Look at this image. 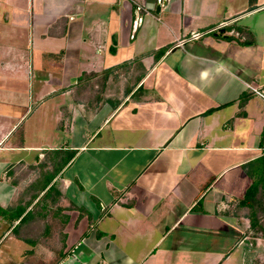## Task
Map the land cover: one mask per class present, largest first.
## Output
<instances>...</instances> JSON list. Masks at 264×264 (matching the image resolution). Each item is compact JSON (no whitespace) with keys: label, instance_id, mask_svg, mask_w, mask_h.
I'll list each match as a JSON object with an SVG mask.
<instances>
[{"label":"crops","instance_id":"0c3cea01","mask_svg":"<svg viewBox=\"0 0 264 264\" xmlns=\"http://www.w3.org/2000/svg\"><path fill=\"white\" fill-rule=\"evenodd\" d=\"M254 89L264 0H0V264H264Z\"/></svg>","mask_w":264,"mask_h":264},{"label":"trees","instance_id":"16d2710c","mask_svg":"<svg viewBox=\"0 0 264 264\" xmlns=\"http://www.w3.org/2000/svg\"><path fill=\"white\" fill-rule=\"evenodd\" d=\"M256 170L254 183L248 190L245 199L240 203V208L246 210L254 230L260 225L257 206L261 205L262 208L264 206V157L258 161ZM262 231L264 233V228Z\"/></svg>","mask_w":264,"mask_h":264},{"label":"rangeland","instance_id":"374dc122","mask_svg":"<svg viewBox=\"0 0 264 264\" xmlns=\"http://www.w3.org/2000/svg\"><path fill=\"white\" fill-rule=\"evenodd\" d=\"M263 150H264V147H263ZM262 205H263V203H262ZM257 212H258L259 218H260L259 219L260 220V225L251 234L253 237H261V236H264V233L262 231V229L264 228V206H263V208H262L261 205L257 206Z\"/></svg>","mask_w":264,"mask_h":264},{"label":"built area","instance_id":"2783aa9c","mask_svg":"<svg viewBox=\"0 0 264 264\" xmlns=\"http://www.w3.org/2000/svg\"><path fill=\"white\" fill-rule=\"evenodd\" d=\"M135 4H136V11H137V14H138V19H136V20H137L136 23L139 25V24H141V22H142V17L139 16V15H140V13H141L142 11H145V6H144L143 3H140L139 1L136 2ZM199 37H200L199 34H195V35H193V38H195V39H197V38H199ZM254 92L257 93L258 95L264 97V92H263V91H259V90H255V89H254ZM1 147H2V146L0 145V150H1Z\"/></svg>","mask_w":264,"mask_h":264},{"label":"water","instance_id":"95a60500","mask_svg":"<svg viewBox=\"0 0 264 264\" xmlns=\"http://www.w3.org/2000/svg\"><path fill=\"white\" fill-rule=\"evenodd\" d=\"M160 8H161V7L159 6L157 12H160ZM224 33H225V30H221V31H220V34H224Z\"/></svg>","mask_w":264,"mask_h":264}]
</instances>
